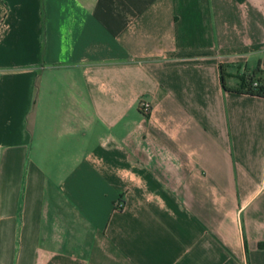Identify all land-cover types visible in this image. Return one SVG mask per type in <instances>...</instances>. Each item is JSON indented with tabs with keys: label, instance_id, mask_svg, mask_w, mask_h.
Listing matches in <instances>:
<instances>
[{
	"label": "crops",
	"instance_id": "obj_1",
	"mask_svg": "<svg viewBox=\"0 0 264 264\" xmlns=\"http://www.w3.org/2000/svg\"><path fill=\"white\" fill-rule=\"evenodd\" d=\"M256 71L264 0H0V264H264Z\"/></svg>",
	"mask_w": 264,
	"mask_h": 264
},
{
	"label": "trees",
	"instance_id": "obj_2",
	"mask_svg": "<svg viewBox=\"0 0 264 264\" xmlns=\"http://www.w3.org/2000/svg\"><path fill=\"white\" fill-rule=\"evenodd\" d=\"M238 87L230 89L226 86L222 73V84L226 91L239 94L264 98V75L261 71H256L253 74H243L237 76ZM257 84V85H256Z\"/></svg>",
	"mask_w": 264,
	"mask_h": 264
},
{
	"label": "built area",
	"instance_id": "obj_3",
	"mask_svg": "<svg viewBox=\"0 0 264 264\" xmlns=\"http://www.w3.org/2000/svg\"><path fill=\"white\" fill-rule=\"evenodd\" d=\"M140 110L145 116H150L153 110L152 104L148 101H142L140 104Z\"/></svg>",
	"mask_w": 264,
	"mask_h": 264
}]
</instances>
